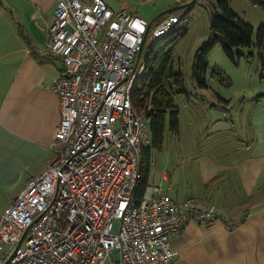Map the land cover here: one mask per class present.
Wrapping results in <instances>:
<instances>
[{
  "label": "built area",
  "instance_id": "2783aa9c",
  "mask_svg": "<svg viewBox=\"0 0 264 264\" xmlns=\"http://www.w3.org/2000/svg\"><path fill=\"white\" fill-rule=\"evenodd\" d=\"M180 18L163 16L153 39ZM149 30L147 19L105 0L57 1L48 46L63 60L51 83L61 100L59 147L0 212V264H166L179 255L172 234L192 218L237 225L205 199L175 200L162 180L135 196L152 138L151 106L132 101Z\"/></svg>",
  "mask_w": 264,
  "mask_h": 264
},
{
  "label": "crops",
  "instance_id": "0c3cea01",
  "mask_svg": "<svg viewBox=\"0 0 264 264\" xmlns=\"http://www.w3.org/2000/svg\"><path fill=\"white\" fill-rule=\"evenodd\" d=\"M57 1L0 0V212L54 159L59 147L54 140L62 118L61 100L51 83L63 60L48 46ZM117 1L115 10L135 12L150 23L167 8L185 11L188 6L183 4L189 0ZM173 12L179 11L168 13ZM183 96L178 133L168 122L163 148L152 149L157 175L151 183L150 171L149 182L162 180L165 191L178 201L197 197L214 203L238 223L228 230L220 220L203 224L192 218L182 232L172 234L179 255L166 264H264V93L252 102L245 135L232 128L234 138L228 136L227 143L212 141L214 132L228 122L225 111L217 116L212 110H226L228 104L220 108L209 96L197 112H187L184 118L192 100L189 92ZM174 138L177 142L171 146ZM157 150L162 156L154 161Z\"/></svg>",
  "mask_w": 264,
  "mask_h": 264
},
{
  "label": "rangeland",
  "instance_id": "374dc122",
  "mask_svg": "<svg viewBox=\"0 0 264 264\" xmlns=\"http://www.w3.org/2000/svg\"><path fill=\"white\" fill-rule=\"evenodd\" d=\"M108 2L111 3L112 6L109 5L112 8L118 4L117 0H110ZM212 2L216 3L217 0H212ZM230 3L243 20L253 26L254 42L250 48L244 46L233 48L236 57L238 52L242 53V56L237 58V62L232 60L225 53L222 42L215 45L208 55L209 66L206 71L207 86H209L207 87L208 90L202 88L197 82V78L194 74V67L199 47L211 34L210 18L212 7L210 5V0L206 2L198 1L187 15L177 22L176 27L182 36H180L174 51V68L176 71L181 72L184 86L190 93L192 100L189 103L190 108L184 111L183 117L187 118L185 115L187 112H197V107L207 102L209 96H211L212 103L216 102L220 105V108L228 104L226 110L216 108L212 110L214 115L217 116L223 114L225 111V118L231 123L228 126V122L226 121L227 124L223 127V130L214 132V135H212V141L216 138L220 141L224 140L225 143L228 142V136H231L232 139L234 138V131H239L241 135H245L244 133L246 132L244 131L247 129L246 116L249 113L248 111L253 108L252 102L258 94L264 93V82L260 79L262 67L261 53H264V45L261 49H259L257 45L259 27L262 24L264 25V8L260 5L253 4L250 0H230ZM148 4L149 3H145L144 5L148 6ZM146 6L142 7L146 8ZM177 10L181 16L186 11L182 8H178ZM157 19L158 18H153L152 26L150 27L144 44V50L139 60L140 62H144L149 46L153 41L152 29L159 22H157ZM217 68L223 72L224 77L213 75V71ZM183 95L184 94L181 93L175 96L177 106H185L183 103H186V98ZM220 96H223L229 100V102L226 103ZM201 113L203 112L201 111ZM237 114L241 115L240 119L237 117ZM232 128H234V131ZM176 142L177 139L174 138V141L170 145L172 146ZM155 152L154 161L160 160L162 156L160 151L157 150ZM155 163L151 166V183L153 182V176L157 175L155 172ZM118 255L119 253L117 252L114 258H118Z\"/></svg>",
  "mask_w": 264,
  "mask_h": 264
},
{
  "label": "trees",
  "instance_id": "16d2710c",
  "mask_svg": "<svg viewBox=\"0 0 264 264\" xmlns=\"http://www.w3.org/2000/svg\"><path fill=\"white\" fill-rule=\"evenodd\" d=\"M250 1L264 8V0ZM197 2L198 0L188 6L181 18L185 17ZM210 5L212 7L210 18L211 34L199 47L194 67V74L201 87L207 86L206 71L209 66L208 55L217 43L222 42L225 53L237 62V58H240L242 53L238 52L236 57L233 48L237 46L250 48L254 42L253 26L243 20L239 13L231 6L230 0H217L216 3L210 0ZM176 25L177 23L164 35L153 39L144 60L145 69L137 77L132 91L133 105L137 109L142 110L147 105L151 106L147 114L152 138L143 151L142 174L135 188L137 199L143 196L147 185L150 184L152 149L160 150L163 148L168 122L171 131L174 133H178L179 131V108L176 105L175 96L181 93L188 94L181 72L176 71L174 68V51L180 36H182ZM257 45L259 49L264 45L263 24L258 30ZM261 57L260 79L264 82L263 52L261 53ZM213 75L224 77L223 72L218 68L213 71Z\"/></svg>",
  "mask_w": 264,
  "mask_h": 264
},
{
  "label": "water",
  "instance_id": "95a60500",
  "mask_svg": "<svg viewBox=\"0 0 264 264\" xmlns=\"http://www.w3.org/2000/svg\"><path fill=\"white\" fill-rule=\"evenodd\" d=\"M195 1H197V0H189V1L185 2L183 5H184V6H189V5L193 4ZM184 6H183V7H184ZM178 7H179V6H174V7L167 8V9H165V10H162L160 13H158V15H157L155 18L160 17V16H162V15H165L166 13H168V12H170V11H173L174 9H178ZM179 8H180V7H179ZM152 22H153V20L149 23V27H150V25L152 24ZM145 37H146V35H145ZM144 43H145V42H144ZM144 43H143V46H144ZM141 54H142V49H141V50L138 52V54H137V58H136V62H135V67H136L137 63L139 62V60H140ZM135 67H134V68H135Z\"/></svg>",
  "mask_w": 264,
  "mask_h": 264
}]
</instances>
